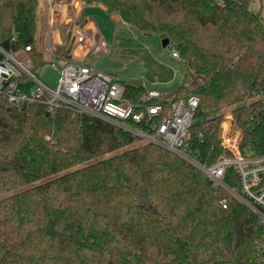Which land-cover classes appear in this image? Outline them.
Masks as SVG:
<instances>
[{
    "label": "trees",
    "instance_id": "trees-1",
    "mask_svg": "<svg viewBox=\"0 0 264 264\" xmlns=\"http://www.w3.org/2000/svg\"><path fill=\"white\" fill-rule=\"evenodd\" d=\"M82 1L176 44L201 82L155 102L169 110L200 97L191 145L201 157L213 161L222 151L220 115L202 118L215 110H231L244 130L242 146L262 151L264 17L254 0ZM39 5L0 0V47L33 45L28 54L38 67L46 62L36 46ZM143 94V85L126 83L133 102ZM205 130L212 134L201 142ZM226 181L238 187L233 170ZM262 245L259 217L163 146L70 109L0 106V264H264Z\"/></svg>",
    "mask_w": 264,
    "mask_h": 264
},
{
    "label": "built area",
    "instance_id": "built-area-1",
    "mask_svg": "<svg viewBox=\"0 0 264 264\" xmlns=\"http://www.w3.org/2000/svg\"><path fill=\"white\" fill-rule=\"evenodd\" d=\"M64 5L71 6L74 10L71 0H47L49 26L58 20L59 17L53 16ZM73 12L74 16L76 11ZM13 38H16L15 34ZM90 38L92 41L86 43L87 47L108 48L102 36L91 35ZM32 49L33 45H26L19 52L0 47L3 55L0 60V106L9 105L24 110L34 103H41L51 114H56L60 109H70L76 116L89 115L114 123L196 165L208 175L216 190L225 191L245 204L259 217L260 223L264 224V148L257 153L242 146L244 130L236 122L233 113L225 115L220 122L218 141L222 151L212 161L210 156L201 157L200 149L191 145L192 129L198 120L201 101L198 95L193 94L187 99L175 101L167 110L163 103L155 101L164 97L168 99L169 93L147 88L141 80L144 94L141 101L136 103L125 95L127 81L98 69L86 58L80 59L74 50L57 53L56 42L51 38L46 51L52 58L42 66L38 67L29 56L28 52ZM165 49L173 58L181 59L172 39L169 38ZM49 68L60 74L55 87L43 78ZM200 82L201 79L197 78L188 85L195 86ZM128 121L141 124L142 127L135 128ZM210 134L212 130L200 132L199 140L205 141L206 135ZM230 170H233L238 187H232L226 181ZM220 203L227 208L228 196L222 193ZM260 250L264 252V245Z\"/></svg>",
    "mask_w": 264,
    "mask_h": 264
},
{
    "label": "rangeland",
    "instance_id": "rangeland-1",
    "mask_svg": "<svg viewBox=\"0 0 264 264\" xmlns=\"http://www.w3.org/2000/svg\"><path fill=\"white\" fill-rule=\"evenodd\" d=\"M39 1L36 46L45 53L47 60H50V54L46 51L49 41L48 21L46 17H41L46 13L42 6L47 4V0ZM71 1H73L75 11L80 4L82 7L85 6L82 0ZM252 9L260 12L264 17V0H254ZM71 12H73L72 7ZM86 13L93 15L97 20V26L100 27L108 48L106 50L97 48L90 52L91 48L86 47V43L92 41L91 35L98 37L101 35L94 22L88 27L90 31L84 28L89 22L88 18L59 17L62 39L61 42L55 41L57 53L74 50L80 59H84V56L89 53L88 61L98 69L127 82L132 79L143 80L147 88L157 89L165 93H170L179 86L188 85L194 81L183 60L173 58L165 49L161 34L141 32L121 19L111 17L100 6L88 7ZM83 32L87 34L83 39L85 41L76 42L78 34ZM88 35L90 36L87 37ZM82 51L85 53L84 56L80 55ZM59 77L60 74L52 68L47 69L43 75L44 80L52 87L57 85ZM230 113L233 112L229 109L219 112L215 110L203 115L202 118L220 115L221 120H223L224 116ZM143 142L147 141L143 140Z\"/></svg>",
    "mask_w": 264,
    "mask_h": 264
},
{
    "label": "crops",
    "instance_id": "crops-1",
    "mask_svg": "<svg viewBox=\"0 0 264 264\" xmlns=\"http://www.w3.org/2000/svg\"><path fill=\"white\" fill-rule=\"evenodd\" d=\"M46 3H47V1H46ZM78 4H80V3H78ZM46 6H47V4L46 5H44V6H42L43 8V10H45V14H44V16H41V17H46V19H47V11H46ZM81 6V7H80ZM80 6H78V8H77V11H76V14H74V16H73V13L74 12H71V6H66V5H64L63 7H62V9H60L59 10V12H58V14H56V15H54L53 17H86V19L88 18L89 20V22H87L86 23V26L84 27V28H86V29H88V27H89V25L91 24V23H93L94 22V24L97 26L98 25V22H97V20L95 19V17L93 16V15H91V14H87L86 13V11H87V9H88V7L85 5H83L84 7H82V5L80 4ZM79 8H80V11H79ZM82 8V9H81ZM40 9V8H39ZM74 11V10H73ZM60 20H59V18H58V20L57 21H54L52 24H51V26L53 25V24H58L59 25V27H58V31H59V33H60V40H54V39H52L51 38V26H49L48 24V37H49V39L51 38L52 39V41H58V42H61V39H62V37H61V32H60V22H59ZM97 28H99L98 30L100 31V34H101V36L103 37V34H102V32H101V30H100V27H98L97 26ZM88 31H90L89 29H88ZM84 33V32H83ZM85 35H87V34H85ZM87 37H89V35L87 36ZM77 41V40H76ZM87 47V46H86ZM39 49V48H38ZM40 50V49H39ZM93 49H91L90 50V52L92 51ZM43 52V51H42ZM44 53V52H43ZM45 54V53H44ZM88 55H89V53H88ZM88 55H86V56H84V58H86L87 59V57H88ZM45 58H46V56H45ZM52 58V56L50 55V59ZM46 60H47V58H46Z\"/></svg>",
    "mask_w": 264,
    "mask_h": 264
},
{
    "label": "bare ground",
    "instance_id": "bare-ground-1",
    "mask_svg": "<svg viewBox=\"0 0 264 264\" xmlns=\"http://www.w3.org/2000/svg\"><path fill=\"white\" fill-rule=\"evenodd\" d=\"M58 27H59L58 24H53L51 26V38L54 40H60V33L58 31ZM84 36H85V33H79L78 37H77V41H80V43L84 42L85 41V40H83ZM100 37H101V35H100ZM84 54H85L84 51H82L80 55L84 56Z\"/></svg>",
    "mask_w": 264,
    "mask_h": 264
},
{
    "label": "water",
    "instance_id": "water-1",
    "mask_svg": "<svg viewBox=\"0 0 264 264\" xmlns=\"http://www.w3.org/2000/svg\"><path fill=\"white\" fill-rule=\"evenodd\" d=\"M116 19L120 20L121 17L119 15H115L114 16ZM169 43V38L165 35H162V44L164 47H166ZM130 82L136 84V85H142V81L141 80H138V79H135V80H131ZM167 97L169 98L170 95L168 94Z\"/></svg>",
    "mask_w": 264,
    "mask_h": 264
}]
</instances>
